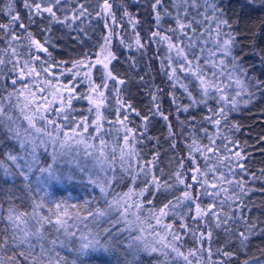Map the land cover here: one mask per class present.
I'll list each match as a JSON object with an SVG mask.
<instances>
[{"label":"snow or ice","instance_id":"snow-or-ice-1","mask_svg":"<svg viewBox=\"0 0 264 264\" xmlns=\"http://www.w3.org/2000/svg\"><path fill=\"white\" fill-rule=\"evenodd\" d=\"M20 3L23 16L16 0H0L4 17L0 34L7 41L0 50V75L5 80L13 77L12 90L0 95V129L5 139L18 145L15 152L0 153L6 157L0 160V168L6 174L15 168L29 192L39 190L32 188L31 179L39 173L41 186L59 190L79 178L93 190L98 188L99 196L83 204L46 203L44 197H33L31 211L9 207L0 216V264H103L117 252L122 264H143V256L152 257L156 264H231L254 236L264 235V228L245 215V197L252 189L243 177L253 181L258 177L245 167L249 157L240 142L225 135L239 130L230 114L251 103L255 98L251 89L264 90V80L251 77L237 55L239 34L221 7L222 0H147L149 20L134 15L124 0H73L71 7H65L69 0ZM244 7L264 10V0H245ZM96 22H102L103 29L96 52L54 59L49 50L55 46L54 26L65 27L69 38L75 32L83 47L82 38L94 31L91 26ZM34 25L40 39L32 31ZM116 41L141 59L149 49L153 51L152 59L170 84L167 95L176 105L177 119L190 109L207 108L199 126L190 115L180 121L186 128L172 131L171 113L165 114L161 107L162 88L150 93L148 115H141L123 98L127 81L113 71V62L119 59L113 51ZM128 62L135 67L136 55L129 56ZM65 77L67 83L61 79ZM80 85L86 90L78 92ZM177 90H182L188 103L175 96ZM75 100L88 102L91 119L74 115ZM110 108L114 119L104 115ZM16 109L26 127L18 123L19 117L14 119ZM133 115L139 124L130 119ZM157 116L166 122L173 151L176 136L188 131L187 151L175 158V167L167 173L158 168L159 152L145 159L138 148L145 139H154L147 131L150 119ZM205 123L213 127L212 132ZM41 150L47 154L44 159ZM73 151L75 155L67 160ZM125 178L132 185L142 179L144 187L117 191ZM146 193L171 199L156 208L153 200L144 201ZM203 197L208 198L207 204H202ZM217 230L226 240L235 238L227 247L239 244L240 249L213 251ZM57 246L70 255H61ZM242 264H264V252Z\"/></svg>","mask_w":264,"mask_h":264},{"label":"trees","instance_id":"trees-1","mask_svg":"<svg viewBox=\"0 0 264 264\" xmlns=\"http://www.w3.org/2000/svg\"><path fill=\"white\" fill-rule=\"evenodd\" d=\"M95 3V0H92ZM73 0H69V4L65 7H71ZM127 9L137 15L141 20H149L147 15V0H124ZM245 0H222L221 7L225 14L230 17V22L233 24L234 31L238 33V39L240 41V48H238L237 55L243 59V66L249 71L251 77H255L260 80H264V10L253 11L252 9L244 7ZM118 6L114 5V8ZM167 6V5H166ZM16 7L21 11V15H25L20 0H16ZM121 13L118 11L117 16ZM0 21H4V17L0 14ZM6 22V21H5ZM151 22V21H149ZM43 27L44 25H40ZM168 25L165 24V27ZM94 31H89L87 37H83V47L79 41L75 39L76 33L72 32L69 38L68 30L62 26L53 27V48L49 50L52 52L54 59L58 62L61 60H71L77 57L81 51H92L96 52L95 45L100 39L102 29V22H96L92 24ZM32 31L36 34L37 38L40 39V33L37 26H33ZM130 31V30H129ZM123 34V33H122ZM143 35V32L141 33ZM125 39L129 40L130 37L125 35ZM6 39L0 34V50L6 46ZM75 49V51H74ZM113 51L116 52L118 62L114 61L113 71L120 78L127 81L126 85L122 87L123 98L133 107L141 113V115H148V109L152 103L151 95L156 88H162L163 93L161 95V107L165 111V114L171 113L169 119L172 122V131L180 133L182 127L186 128V125L182 126L180 121H185L190 115L194 116L197 125L201 122V117L207 115V108L201 105L199 108L190 109L188 113H182L177 119L175 115L176 105L172 102V99L167 93L171 91V87L167 78L162 72L159 71V63L152 59L154 55L153 51H149L141 57L139 54L130 51L123 47L118 41L114 42ZM136 55L137 64L132 67L128 62V57ZM55 71V70H54ZM6 75V73H5ZM141 77L144 79L141 80ZM13 77L8 76L5 80L3 75H0V95H7V91L12 90L11 79ZM64 83H67V78H61ZM55 82V81H53ZM100 81L97 79L96 81ZM20 87L19 84L16 85ZM86 90L85 85H80L77 89L78 92ZM255 92V98L247 105L241 104L238 110L230 114L231 123L238 124L239 130H233L230 134V138H234L240 142V146L244 148V151L248 154V159L245 161V167L251 173H255L258 179L250 180L248 175H244V180L247 182V187L252 189L245 197V202L248 205V211L245 215L250 221L257 223L260 228H264V177H261V169H264V90L257 91L255 88L251 89ZM175 96L178 99H182L183 103H188L186 98L182 97V90H177ZM111 99V95L109 94ZM115 101L112 100L114 105ZM214 107V105H210ZM73 107L76 109L74 115L88 116L92 118L91 114L87 112L89 107L88 102L85 100L73 101ZM114 109L110 108L104 113L109 119H114L111 112ZM14 119L19 117L18 123L23 127L27 126V122L23 119V115L20 114L19 110L16 109L13 113ZM30 114V113H27ZM130 119L134 120L136 124H139V120L135 115L131 116ZM204 127H208L209 131H213V127L208 124H204ZM108 127V125H105ZM188 135V131H184V136ZM147 136L154 139H145L138 148L141 150L145 159L151 157L153 152H159L160 160L158 168L164 173L171 171L176 164V157L182 156L186 153L187 149L184 148V136H176L177 149L173 151L170 148V137L166 122L160 117L150 119ZM190 142V141H189ZM205 143L207 141H204ZM219 142V141H218ZM18 148L17 142L12 139H5L3 136V130L0 129V153L2 152H15ZM183 149V151H181ZM51 151V149H49ZM41 159L46 158L45 153L41 150ZM72 155H75L73 151L71 155L67 157V160H71ZM6 159L3 155H0V160ZM119 161H117V164ZM67 167L75 168V165L68 164ZM119 170V169H118ZM39 173L32 174V188L39 189L38 191L29 192L26 188L24 179L16 174V169L12 168L6 174L4 169L0 168V216L6 215V211L9 207H14L18 211H31L32 198L44 197L46 203L49 201L66 202L67 204H83L85 199H91L92 196H99V189L93 188L87 184L86 180L81 181L79 178L75 183L70 185L61 186L59 190H55L50 187L41 186L39 180ZM42 179V177H40ZM135 187L137 191L144 187L141 180H138L136 185H132L131 182L125 178L117 187V191L126 192L128 188ZM183 190V186H180ZM180 192L177 191L176 195ZM144 201L151 199L156 208H159L162 203L166 202L167 199H171L170 195H157L153 198L150 193H146ZM209 202L207 197L202 198V204ZM72 221H69L71 224ZM126 235V233H125ZM215 238L218 242L213 244V251L216 248H227V250L236 252L240 249V245L236 244L235 247H227L230 243H235L234 237L225 239L224 233L221 230H217ZM61 255H70L67 249H62L59 246L56 248ZM264 252V235L254 236L246 249L240 250L239 254L233 258L231 264H242L243 260L256 256L260 257ZM214 260H220V256H213ZM143 264H156L155 260L149 256L142 257ZM103 264H122L119 252L114 253L111 257L103 261Z\"/></svg>","mask_w":264,"mask_h":264}]
</instances>
